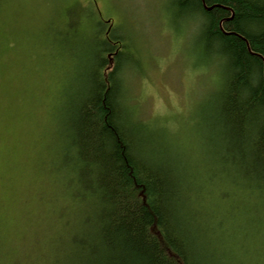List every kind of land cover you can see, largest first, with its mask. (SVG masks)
Masks as SVG:
<instances>
[{
    "label": "trees",
    "instance_id": "trees-1",
    "mask_svg": "<svg viewBox=\"0 0 264 264\" xmlns=\"http://www.w3.org/2000/svg\"><path fill=\"white\" fill-rule=\"evenodd\" d=\"M173 6L178 16L200 21L196 42L221 76L207 118L210 156L199 165L135 119L120 79L124 53L105 45L108 39L87 50L47 157L55 221H68L72 196L84 210L72 208L74 232L63 256L49 264H211L195 252L201 222L212 223L191 220L196 183L213 185L216 177L264 197V0H173ZM103 51L116 54L110 68Z\"/></svg>",
    "mask_w": 264,
    "mask_h": 264
},
{
    "label": "rangeland",
    "instance_id": "rangeland-1",
    "mask_svg": "<svg viewBox=\"0 0 264 264\" xmlns=\"http://www.w3.org/2000/svg\"><path fill=\"white\" fill-rule=\"evenodd\" d=\"M100 23L123 39L117 45L126 56L121 76L135 119L159 132L169 147L185 148L199 165L210 156L207 118L221 76L205 64L197 18L178 16L172 0H0V264H40L49 255L48 239L58 236L60 224H51L53 209L44 199L52 188L44 184L48 167L42 163L50 159L49 140L55 148L69 85L89 58L87 50L98 45ZM216 183L220 189L204 193L200 202L215 204L216 238L222 242L228 235L222 225H237L244 240L227 237L236 260L261 264L264 220L259 226L249 218L264 212L248 193Z\"/></svg>",
    "mask_w": 264,
    "mask_h": 264
},
{
    "label": "bare ground",
    "instance_id": "bare-ground-1",
    "mask_svg": "<svg viewBox=\"0 0 264 264\" xmlns=\"http://www.w3.org/2000/svg\"><path fill=\"white\" fill-rule=\"evenodd\" d=\"M102 23L98 24V26H97L98 44L102 43L103 41H106L105 39H108V41L105 42V45H107L109 48L111 46V47H114V48L118 49V50H116V54H119L117 52H121L122 53L121 50H123V47H120V48L117 47V45H119V44H121L123 42L122 37H120L117 33L115 34V31L112 30V27L111 28H107L106 30H104L102 28V26H103ZM49 52H50V54H49V56H50L51 55V51H49ZM116 54L112 55V54H110V53H108L106 51L102 52V56L106 60V66H108L109 68L113 65L114 56ZM125 58H126L125 54H124V56H121V58H120L121 61H122V69H127V67H125V64H126L125 63V61H126ZM205 64H207V62H205ZM58 69L65 70L64 73H61V76L64 77L65 73H66V69L63 68V67L62 68H58ZM53 74H55L56 76L60 75V73L57 70H54ZM120 79H121V82H122V86L124 88L125 87L124 86V79H123V77H120ZM56 85L58 86V83ZM73 88H74L73 85H71L68 88V92H73ZM124 99H125V101H127V97L125 96V94H124ZM63 112H64V110H63ZM43 161L44 160H42V162ZM42 166L44 168L48 167L46 169V171H45V175L43 176L44 177V183H46V182H49V180L51 178V176L48 173V169H49L48 161L47 162H43ZM207 179L208 180L211 179L210 176H207ZM204 180H206V179H204ZM210 182H212L213 185L209 184L210 185L209 186L208 182H207V185H205L204 183H202L200 181L197 182L196 183L197 191L192 194V207H193L194 217L192 216L191 220H193L194 222L197 223V222H199V220H202L203 218H209L212 221V224L201 222L204 233L200 234V237H199L200 240L198 238H196V240L194 241V243H195V252L200 257L208 258L210 260L211 264H241L239 261L236 260L237 256H236L235 249H232V247H231L232 239L228 240L229 237H233V238H236L238 240H244L243 237H242L241 231L237 230V229H234L235 227H238V226L234 225V227L231 228V226H229V225H227L229 227H225V226L222 225L223 231L228 234V235H226L228 238L225 237V241L221 242L218 238H216V236H215L216 234H214V232H213V230L216 232V230L213 227V224H214L213 221H216L217 218H218L217 217V212H215V209L212 206V205H215V204L209 203L206 207H203L206 204L202 205L200 203L201 202V198L204 195V193L209 192L208 195H206V196H209V194H211V193L213 195V192L215 190H219L220 189V188L216 187V185H217V183H216L217 182V178L216 177H215L214 180H211ZM225 186L226 187H232V185H230V184H225ZM59 192H61V190H59ZM61 194H62V192H61ZM224 194L225 193L218 194V196L221 198ZM246 196L247 197H251L254 200L255 205L259 204L260 205L259 206V208H260L259 210L264 212V210L261 207V205H263V203H264V197L259 195V197L263 200L262 203H261V200L258 199L259 197L252 196L251 194H246ZM253 197H255V198H253ZM44 199L46 200V203L49 205V207L51 209H55L56 208V206H57L56 200L53 197L52 192L50 193L49 189H48V191H47V189L45 190ZM210 202H213V201L211 200ZM79 206L80 205H79L77 199L73 198V196H72L71 200L69 201V205H66V207H65V209H67L69 214H70L69 219H68V221L65 224L60 225L58 227V230H57L58 235H60L62 239L65 238V236H67V238L61 240V242L59 244L54 243L52 238L48 239V248L50 249V246H52V248H51V251H50L49 255L45 256L43 261L40 264H49L54 259H56V258L58 259V258H61L63 256L64 251H63L62 248L65 246L64 243L68 241V237H70L72 235V233L74 232V228H72L71 226H72V224L74 222V219L76 217H75L74 210L72 212V208L75 209V208H78ZM243 206H244L245 209L249 210V212H250V210H253L252 207L254 205H251L250 203L245 202V204L243 203ZM62 207L63 206H58L57 208L61 209ZM80 207H82V206H80ZM82 209L84 210V207H82ZM34 215H37V218L40 219L39 215L35 211H34ZM55 217L56 216L52 217L53 221H52L51 224H59L58 222L55 221ZM250 219H252V223H257L260 226L259 222H262L261 219L264 220V216L257 215L255 218L252 216L251 218H249V220ZM247 223H248V221H247ZM252 223L249 222L248 226H250V225L252 226L253 225ZM216 225L217 224H215L214 226H216ZM248 229H249V227L247 228V230ZM242 231H245V230H242ZM230 232L234 233V235L230 234ZM245 232H247V231H245ZM257 233H260V230ZM244 235H246V233H244ZM36 242H38L37 239H36ZM46 252H49V251L47 250ZM2 253H4V250L0 251V255ZM259 261H260L261 264H264V261L261 258L259 259Z\"/></svg>",
    "mask_w": 264,
    "mask_h": 264
},
{
    "label": "snow or ice",
    "instance_id": "snow-or-ice-1",
    "mask_svg": "<svg viewBox=\"0 0 264 264\" xmlns=\"http://www.w3.org/2000/svg\"><path fill=\"white\" fill-rule=\"evenodd\" d=\"M110 2H111L112 4H119V3H122L123 0H110Z\"/></svg>",
    "mask_w": 264,
    "mask_h": 264
}]
</instances>
